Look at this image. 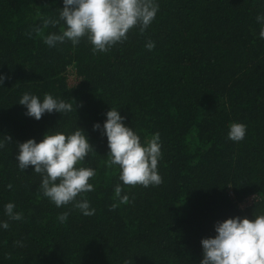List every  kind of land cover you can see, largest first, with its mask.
Listing matches in <instances>:
<instances>
[{
    "label": "trees",
    "instance_id": "obj_1",
    "mask_svg": "<svg viewBox=\"0 0 264 264\" xmlns=\"http://www.w3.org/2000/svg\"><path fill=\"white\" fill-rule=\"evenodd\" d=\"M155 2L143 34L134 28L125 42L93 54L87 37L75 46L44 43L66 29L63 21L34 31L45 18L59 19L63 0H0V74L7 77L0 140L12 137L0 148V225L9 224L0 226V264H200L201 240L216 236L217 222L264 214V21L257 20L264 0ZM70 69L79 79L73 87ZM25 92L41 101L45 93L74 98L77 109L37 121L19 104ZM111 108L143 145L160 134L159 186L124 185L119 165L107 166L101 133ZM233 122L247 126L242 141L228 138ZM77 128L94 148L77 165L96 170L94 191L77 197L88 199L92 216L72 204L57 207L34 166L22 171L16 159L17 143ZM117 185L129 203H120ZM10 202L21 220L6 214Z\"/></svg>",
    "mask_w": 264,
    "mask_h": 264
},
{
    "label": "clouds",
    "instance_id": "obj_2",
    "mask_svg": "<svg viewBox=\"0 0 264 264\" xmlns=\"http://www.w3.org/2000/svg\"><path fill=\"white\" fill-rule=\"evenodd\" d=\"M64 7L59 12V19L43 20V26L34 31L40 34L43 28L49 25L56 26L63 21L66 29L61 34L51 33L46 36L44 43L54 47L57 43L70 40L75 46L82 38L87 37L93 45V54L108 52L114 45L128 39V33L138 28L143 34L156 18L159 4L155 0H63ZM258 21H264V16H258ZM31 37V33H28ZM264 37V29L260 32ZM146 47L151 50L154 42L149 41ZM7 77L0 74V86ZM20 105L27 108L26 115L36 119L42 118L45 113H67L75 111L77 105L72 102L44 94L41 101L36 95L25 92L19 100ZM82 106V105H79ZM107 119L103 124L102 135L108 140L107 166L119 165V179L124 185L143 187L159 186L163 181L158 173V161L162 158L160 134L155 133L146 142L141 143L140 137L134 130L126 126L125 117L120 111L111 108L106 113ZM101 125L96 123L93 130H100ZM247 126L233 122L229 126L228 138L234 142L242 141L246 135ZM12 142L10 135H4L0 140V148L5 143ZM19 154L16 159L20 170L34 166V172L42 176L41 190L57 207L72 204L84 216H92L95 209L90 207L87 198L82 193L94 191L89 180L96 175L91 167H77L88 154L94 151L86 132L77 128L73 133L66 135L61 132L46 133L37 143L35 139L17 143ZM11 188V185H8ZM120 203H129L127 194L121 195L123 189L117 185L114 189ZM15 205H5V212L12 220H21L22 213L14 212ZM117 207L111 206V210ZM69 213L59 216L61 222L67 220ZM4 229L9 224L4 222ZM216 236L201 240L203 259L200 264H264V214L255 216L254 220L247 217L228 218L215 225Z\"/></svg>",
    "mask_w": 264,
    "mask_h": 264
},
{
    "label": "rangeland",
    "instance_id": "obj_3",
    "mask_svg": "<svg viewBox=\"0 0 264 264\" xmlns=\"http://www.w3.org/2000/svg\"><path fill=\"white\" fill-rule=\"evenodd\" d=\"M79 83L78 76L76 75L75 70H71L68 74V84L73 87L76 86ZM255 199H250L247 203L242 204L243 207L248 206L249 204L253 203Z\"/></svg>",
    "mask_w": 264,
    "mask_h": 264
}]
</instances>
